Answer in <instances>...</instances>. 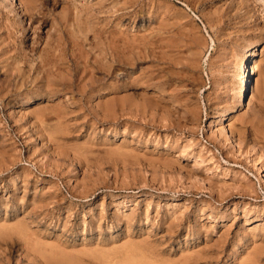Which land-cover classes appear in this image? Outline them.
Masks as SVG:
<instances>
[{
	"label": "rangeland",
	"instance_id": "rangeland-1",
	"mask_svg": "<svg viewBox=\"0 0 264 264\" xmlns=\"http://www.w3.org/2000/svg\"><path fill=\"white\" fill-rule=\"evenodd\" d=\"M0 264H264V0H0Z\"/></svg>",
	"mask_w": 264,
	"mask_h": 264
},
{
	"label": "bare ground",
	"instance_id": "bare-ground-1",
	"mask_svg": "<svg viewBox=\"0 0 264 264\" xmlns=\"http://www.w3.org/2000/svg\"><path fill=\"white\" fill-rule=\"evenodd\" d=\"M55 70V69H54ZM56 71V70H55ZM241 95V94H240ZM37 99V98H36ZM241 102V101H240ZM135 258V257H134ZM146 262H148V261H146ZM154 262V261H153Z\"/></svg>",
	"mask_w": 264,
	"mask_h": 264
}]
</instances>
